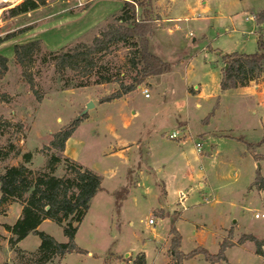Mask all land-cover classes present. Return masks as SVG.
<instances>
[{
    "label": "rangeland",
    "instance_id": "obj_1",
    "mask_svg": "<svg viewBox=\"0 0 264 264\" xmlns=\"http://www.w3.org/2000/svg\"><path fill=\"white\" fill-rule=\"evenodd\" d=\"M22 1L0 0V37L14 35L0 45L8 59L0 93L9 99L0 101V148L8 151L0 173L24 164L26 153L33 155L27 165L35 175L49 170L52 152L45 148L77 122L65 155L103 178L75 238L85 252L51 264H134L142 255L146 264H167L172 228L184 253L204 251L185 264H264L254 241L236 244L245 235L264 240V218H255L264 214V193L254 187L257 173L264 177V73L255 81L263 84L259 90L220 87L222 55L255 54L257 40H264L257 33L264 0H150L149 47L171 71L114 100L107 98L119 83L76 87L71 81L67 88L43 56L91 43L128 0H29L12 8ZM31 41L41 42L29 71L33 85L13 52L15 44ZM127 54L123 47L106 60L128 75ZM89 101L95 107L76 120ZM174 132L181 138L169 139ZM66 166L54 165V175L66 176ZM21 214L20 203L0 205V264L21 263L18 249L34 253L41 244L29 235L10 246L5 226ZM38 230L68 241L52 221ZM222 247L225 261L216 256L211 262L208 255H219Z\"/></svg>",
    "mask_w": 264,
    "mask_h": 264
},
{
    "label": "trees",
    "instance_id": "obj_2",
    "mask_svg": "<svg viewBox=\"0 0 264 264\" xmlns=\"http://www.w3.org/2000/svg\"><path fill=\"white\" fill-rule=\"evenodd\" d=\"M28 1L23 0L12 8L22 6ZM149 5L150 0L123 1L121 15L115 18L116 21L109 23L91 43H79L71 48L45 54L43 63L53 64L56 73L61 81L65 82L67 88H69L67 83L71 81L76 82V87L87 86L91 83L94 85L119 83L120 90L107 98L111 100L134 92L148 78L171 71V66L155 55L149 47V35L153 24V21L147 18ZM139 9L143 11V17L140 19H138ZM263 23L264 14L259 16L257 21V33L261 36L264 34V29L260 27ZM13 36L0 37V45ZM123 47L128 50L126 65L130 67L129 76L106 60L113 50ZM40 51V41L15 44L13 47L14 59L21 67L25 79L32 85L33 79L29 71L34 66L35 57L40 54ZM222 59L227 68L224 67L222 70L221 90L247 87L264 73V40L262 38L257 40L255 54L231 53L222 55ZM7 72L8 59L0 55V79H3ZM71 74L74 77L69 79ZM127 77L131 78L130 83L124 82ZM0 101L8 102L9 99L7 95L0 93ZM2 123L3 119L0 118V134ZM6 124L9 125L7 122ZM76 127L77 122H74L53 135L50 146L45 148L47 155L52 152L49 155V170H43L35 175L27 165L31 162L33 155L26 153L23 155L24 164L6 167L0 173V205L11 202L22 205L21 217L12 226H5L6 230L11 233L10 246L16 247L29 235H37L41 240L40 246L34 253L17 250L21 259V263L18 264H51L56 259L62 260L67 254L85 252L77 247L75 238L93 199L103 189V178L65 155L67 141ZM7 154L8 151L0 148V160L6 159ZM259 158L264 159V157ZM61 162L67 165V175L58 177L53 173V166ZM254 187L264 193V177L259 172L254 181ZM161 216L164 215L161 214ZM46 220L56 223L63 229L68 240L66 243H60L54 237L38 230ZM170 234L172 235L170 248L172 260L167 264H185L186 260L204 252L198 248L190 253H184L181 250L179 232L172 228ZM248 240L255 242L256 253L264 258V240L245 235L236 244L242 245ZM223 247L219 255H208L211 262H217L216 256L225 261ZM142 257L140 256L141 260L134 264H146L143 255Z\"/></svg>",
    "mask_w": 264,
    "mask_h": 264
},
{
    "label": "built area",
    "instance_id": "obj_3",
    "mask_svg": "<svg viewBox=\"0 0 264 264\" xmlns=\"http://www.w3.org/2000/svg\"><path fill=\"white\" fill-rule=\"evenodd\" d=\"M256 18L257 17H247L248 20H253V19L256 20ZM261 27L264 29V26L261 25ZM259 36H261V35L259 34ZM262 36H264V34ZM143 93H144L146 98L149 97V90L148 89L145 90ZM179 138H181V137H179V135L176 134L175 132L169 135V139H173L174 140V139H179ZM201 149H202L201 143H197L196 144V151L199 153V152H201ZM255 218H264V214L260 215V214L256 213L255 214ZM149 223L153 224V221L150 220Z\"/></svg>",
    "mask_w": 264,
    "mask_h": 264
},
{
    "label": "water",
    "instance_id": "obj_4",
    "mask_svg": "<svg viewBox=\"0 0 264 264\" xmlns=\"http://www.w3.org/2000/svg\"><path fill=\"white\" fill-rule=\"evenodd\" d=\"M227 68V65L225 66ZM93 107H95L94 103L92 101H89L83 112L78 116L76 120H80L82 117H84Z\"/></svg>",
    "mask_w": 264,
    "mask_h": 264
},
{
    "label": "crops",
    "instance_id": "obj_5",
    "mask_svg": "<svg viewBox=\"0 0 264 264\" xmlns=\"http://www.w3.org/2000/svg\"><path fill=\"white\" fill-rule=\"evenodd\" d=\"M195 40V39H194ZM263 85V84H262ZM261 84H257L255 81L254 82H251L247 87H242V88H253L254 90H259L261 87H262ZM256 92V91H255ZM254 95V94H253ZM198 106V104H197Z\"/></svg>",
    "mask_w": 264,
    "mask_h": 264
}]
</instances>
